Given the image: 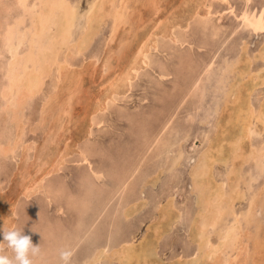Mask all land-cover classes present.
Segmentation results:
<instances>
[{
	"label": "bare ground",
	"instance_id": "obj_1",
	"mask_svg": "<svg viewBox=\"0 0 264 264\" xmlns=\"http://www.w3.org/2000/svg\"><path fill=\"white\" fill-rule=\"evenodd\" d=\"M173 1L0 0V159H14L22 149L26 161L35 153L40 171L0 220V255L14 257L4 227L22 230L40 247L33 264H62L59 252H75L101 225L109 234L105 242L87 243L70 264H162L150 258L157 240L187 221L191 247L169 264H264V215L257 216L264 182L256 186L264 174V40L250 52L251 35H241L264 32V0H198L184 22L171 24ZM168 3L167 15L149 26ZM140 6L152 16L146 19ZM193 35L208 38L200 58L188 49ZM166 47L173 52L169 63ZM112 59L122 63L90 101L89 125L72 143L65 125L83 74H105ZM143 76L154 92L131 107L128 93ZM113 114L136 143L124 137L114 149L93 138ZM197 141L201 150L188 148ZM186 164L189 187L181 206L175 191ZM167 173L170 193L155 192L148 220L154 222L136 244L143 221L133 226L129 219L147 207V189ZM190 194L193 204L186 201ZM65 221H72L75 236L63 241L54 231Z\"/></svg>",
	"mask_w": 264,
	"mask_h": 264
},
{
	"label": "rangeland",
	"instance_id": "obj_2",
	"mask_svg": "<svg viewBox=\"0 0 264 264\" xmlns=\"http://www.w3.org/2000/svg\"><path fill=\"white\" fill-rule=\"evenodd\" d=\"M181 1L180 0H174L173 1L174 5L177 7H175L174 11L172 10L174 16L171 17L172 20L170 19L171 24L172 23H178V22L179 23L184 22L187 19V17L189 16L190 11L194 8V6L198 0H188V1L184 0L186 2H181ZM231 2L234 4L240 5L241 0H231ZM84 5H85V2H84ZM170 5H171V3H168L166 7L162 8L158 12V14L154 15L155 17L148 14L149 12H148L146 7L140 6V8L142 9L144 17L147 15L145 17L146 19L148 18V16H152V18H153L151 20L152 22L151 21H149L151 23L148 22V25L150 26V24H153V22H155L156 19H158L160 17H164L165 15H167L168 12L166 13L165 11H166V9L170 10V7H171ZM219 5H220L219 1H216V2L214 1V4H213L214 8L218 7ZM189 9H191V10H189ZM184 15H186V16H184ZM156 16H158V18H156ZM222 21L226 22V18L224 17V19H222ZM148 25L146 27H139L138 28V31L140 30L139 33H141V34L138 33L137 36L134 38L133 43H131V44L136 46V44L138 43V40H139L138 36L140 38V37H142L143 34H145V32L148 30L147 29ZM143 28H144V30H143ZM141 29H142V31H141ZM188 33H190V30L188 31ZM249 33L250 32L245 30V31L241 32V35H243V36L251 35L250 37H248V40L250 43V48H251L250 52H251L257 46L262 45L261 42L264 40V32H261V33L255 32L254 34H249ZM198 38H199L198 35H195V36L193 35L192 47H191V49L188 48L189 52L195 58L196 57L200 58L199 54L203 55L204 52L207 50V47H204V46H206V43L204 41H208V38L207 37H201L200 39H198ZM199 41H200L201 46L197 47V43ZM166 48H165L166 51L164 52V54H165L164 57L165 58L169 57V60H167V58H166V63H169L172 60V53L173 52L169 47H166ZM184 49H186V48H184ZM0 51H2V49H0ZM111 61L113 63V66L109 69V71L105 72V74H103V75L101 74V72L99 70L97 72H95L93 76L90 75L89 73L83 74L84 79L82 82L83 83V86L81 89L82 91H80L78 94L76 93L74 96V99H75V97H76V99L73 102V107L71 110L72 117H73L72 121L65 125V128H67L65 135L70 137L69 141L72 143L75 141V139L80 138L86 132V129L89 125V121H88L89 120V116H88L89 109H88V106L90 105L89 104L90 101L92 102L93 100H95L94 98L96 97L97 94L102 93V91L104 90L103 88L106 87V85H104V84H106L107 79H109L110 76L113 75V72L115 70H117L119 67V65H117L120 62L119 60L116 61L115 59H112ZM120 63H122V62H120ZM239 64H238V67H239ZM242 64H243V62L241 63V65ZM158 71H159V68H156L153 70V72L155 74ZM2 74H3V72L1 71L0 77L2 76ZM106 74H108L109 76H107ZM138 81H139V85H137L136 87H133L128 93L130 95V99H129L128 103H130L129 105L131 107H134V106L139 104L140 97L143 94L147 93L149 98H150L152 96V92H154V90L149 87L152 85V81H150L147 76H143ZM100 90H102V91H100ZM254 99H255L254 101H256L255 97H254ZM257 99H259V98H257ZM37 101H38V99H37ZM229 105H233V104L229 103ZM82 107H84V108H82ZM78 114H80V115L78 116ZM76 116H78V117H76ZM82 121H84L85 124ZM1 123H3V122L0 121V124ZM80 123L83 124L82 125L83 127H81ZM87 123H88V125H87ZM125 123L126 122L124 120L119 119L116 114H113L111 116V121L109 123L105 124L104 129H101V131L97 132L95 137H93V138L100 140L104 143H108L109 145L111 144V148H114V149H115V147H119L120 145H122V143H124V141H123L124 137L128 138L129 141L136 143L135 139L137 140V138H136L137 136H131V133H132L131 130L130 131L124 130ZM76 132L78 133V135H76L77 134ZM218 132H219V128H218L217 132L212 136L213 140H215ZM79 134H80V136H79ZM199 143H200L199 141H197L196 143H190L188 148H190L191 150L192 149L196 150V151H198L199 149L201 150V146ZM198 145H199V147H197ZM14 153H16V157H14V159L12 157H10L11 159H9V160H1L0 159V161H2L1 168H0V176H1V178H3V189L0 190V220L1 221H3L2 219H3V215H4L5 211L10 210V206L13 205V203L16 202L15 205H17L20 202L23 184L28 183L30 180H32L31 178L38 176L40 173V171H38V172L36 171V165L33 164V162H32L33 158H34L33 155H35V153H33L32 157H30L27 161L22 158V156H23L22 149L15 150ZM149 163H153V164H149L146 167V169H148L149 167L151 169L152 166H154L156 164V162H153V161L149 162ZM20 167L23 170V174L19 173ZM34 167H35V169H34ZM189 169H190V165L186 164L184 166H180L179 171H178L179 174L181 175L182 180H180V183H179L178 187L176 188L175 198H176V202L179 203V205H181V206L183 205L184 200H185V195H186L185 192H186L187 188L189 187V184H188L189 183V177H188L189 176L188 175ZM64 170H66V169H64ZM65 172H67V171H65ZM170 176H171L170 173L164 174L160 183L155 185V187H149L147 189V195L149 196L148 198L150 200V203L147 205L146 208L135 213L132 216V218L129 219V222L133 226H136L139 224L140 221H143L142 224H140L141 227H140V231L138 232L139 233L137 236L138 238L136 239V242H135L136 244H138L139 239H141V234H142L141 231L143 229V232H144V230H145L144 228H145L146 224L154 222V220L153 221H148V220H149L150 209L154 206V204L156 202L155 192H161L163 195V196H161L162 198H165L167 195H169L170 189L168 186L170 184L167 183V181H168L167 179ZM17 177H18V179H17ZM216 177L219 178L218 176H216ZM106 181L109 184L114 183L112 178L106 177ZM263 182H264V174L259 178V181L257 182L256 186L259 187L260 185L263 184ZM165 189H166V191H165ZM10 198H12V199H10ZM186 201L188 202V204H193L194 195H191V194L187 195ZM244 205H245V203L242 205L237 204V208L244 207ZM52 207H53V205H51L50 209H52ZM263 215H264V210L263 211L260 210L257 214L258 218H260V219L263 218ZM50 218L52 219V221L54 220V218L52 217V213L50 215ZM156 220H157V218L155 219V221ZM1 221H0V223H2ZM263 223H264V220H263ZM72 225H73L72 221L71 222L65 221V223L59 222V228L56 232L54 231V233L56 235H59L60 238L64 241L65 239H67L71 235L75 236V232H73L74 230H73ZM0 226H1V224H0ZM0 229H1V227H0ZM151 231L152 230H149V233H151ZM93 232H94V234H93L92 238L90 239V241L87 242V240H86V243L85 242L80 243L77 250H75V252H72L73 255H72L71 259H74V260H75V258L80 259L83 256V254L85 253V252H83V250L85 248L90 247V246H87L88 245L87 243H90L91 245H95L98 242L104 243L106 236L109 235V234L105 233V231L101 225L99 226L98 231L93 230ZM61 236H64V237H61ZM188 240H189V235H188V231H187V221H185V222L183 221V222L178 224L175 231L170 236L169 235L166 236L163 240H161L159 242L157 240L156 243L158 244V247L155 249L154 256L150 257V258L152 260L154 259L156 262H161L162 264H169V262L172 259H176L177 255H179L182 252H185V250L188 251V249H190L191 246H187ZM57 260L58 259H52V261H53L52 264H55V262Z\"/></svg>",
	"mask_w": 264,
	"mask_h": 264
},
{
	"label": "clouds",
	"instance_id": "obj_3",
	"mask_svg": "<svg viewBox=\"0 0 264 264\" xmlns=\"http://www.w3.org/2000/svg\"><path fill=\"white\" fill-rule=\"evenodd\" d=\"M3 240L7 243V247L14 253L13 258L6 255H0V264H33L31 257H35L40 253V247L33 245L30 236L23 235L22 230L2 229ZM73 253L70 250L62 249L59 252V258L62 264H70Z\"/></svg>",
	"mask_w": 264,
	"mask_h": 264
}]
</instances>
